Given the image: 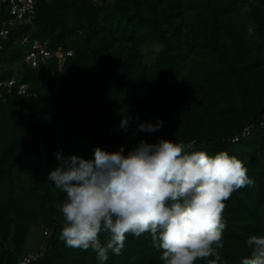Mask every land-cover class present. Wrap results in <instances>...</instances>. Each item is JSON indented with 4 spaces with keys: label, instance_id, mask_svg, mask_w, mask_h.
<instances>
[{
    "label": "trees",
    "instance_id": "trees-1",
    "mask_svg": "<svg viewBox=\"0 0 264 264\" xmlns=\"http://www.w3.org/2000/svg\"><path fill=\"white\" fill-rule=\"evenodd\" d=\"M5 20L0 17V28ZM27 35L73 56L61 68L51 61L32 69L24 63L26 47L14 43ZM2 45L0 77L15 78L38 97L0 89L3 240L12 224L17 230L16 249L2 244L0 264L18 263L27 223L36 219L53 228V237L31 264H98L91 249L68 248L59 238L63 225L52 218L58 209L42 175L44 161L57 167L58 151L88 159L97 146L109 152L123 146L126 153L141 140L160 138L195 142V150L210 155L227 151L244 162L254 185L225 201L219 264H240L250 255L246 239L264 232V0H39L33 25L12 30ZM145 46L162 47L153 66L144 62ZM15 63L21 67L8 66ZM125 119L127 131L120 127ZM160 120L156 132L138 130ZM21 163L31 186L16 197L17 209L13 178ZM161 254L146 234L129 233L122 253L110 254L106 264H163Z\"/></svg>",
    "mask_w": 264,
    "mask_h": 264
},
{
    "label": "clouds",
    "instance_id": "clouds-1",
    "mask_svg": "<svg viewBox=\"0 0 264 264\" xmlns=\"http://www.w3.org/2000/svg\"><path fill=\"white\" fill-rule=\"evenodd\" d=\"M20 40L14 43L27 53L29 45ZM127 125L125 119L120 127L127 131ZM162 126V120L147 122L138 130L156 132ZM194 143L141 140L126 153L123 146L113 152L97 146L91 159L55 153L58 166L47 182L66 194L58 205L64 217L59 238L68 248L91 249L98 264H106L110 254L120 255L129 233L150 237L152 247L162 250L163 264H196L209 257L207 264H219L225 201L254 180L237 156L227 151L210 155L195 150ZM245 244L250 255L240 264H264V232L250 235Z\"/></svg>",
    "mask_w": 264,
    "mask_h": 264
},
{
    "label": "built area",
    "instance_id": "built-area-1",
    "mask_svg": "<svg viewBox=\"0 0 264 264\" xmlns=\"http://www.w3.org/2000/svg\"><path fill=\"white\" fill-rule=\"evenodd\" d=\"M39 0H0V17L7 16L4 27L0 30V50L4 47L2 42L10 39L11 31L20 26H31L36 18V8ZM22 45H29V50L25 55L24 62L31 68H38L41 64L47 63L50 60L56 61L61 68L66 60L73 55L72 52H67L63 48L57 50L51 49L45 42H31L26 36L20 40ZM0 89L2 95L12 93L15 89L18 94L26 98H37V94L30 92L27 85H18L15 78L3 80L0 77ZM249 130H244L246 136ZM238 138L235 139V141ZM40 258L38 253H31L21 257L17 264H31Z\"/></svg>",
    "mask_w": 264,
    "mask_h": 264
},
{
    "label": "rangeland",
    "instance_id": "rangeland-1",
    "mask_svg": "<svg viewBox=\"0 0 264 264\" xmlns=\"http://www.w3.org/2000/svg\"><path fill=\"white\" fill-rule=\"evenodd\" d=\"M161 50H162V47H159V46H153V47L145 46V47H143L141 52L145 56L144 62H146L149 66H153L156 63L158 55L161 52ZM8 66H12L14 69L21 67V65H19L18 63L11 64ZM177 83H181V79ZM178 102H177V105L174 107L176 114H175V112L173 114L174 119L176 120L175 121L176 124H178V122H179V119H177L178 118L177 116H179L178 115L179 114L178 113ZM47 105H48V103H42L43 107H45ZM77 138L81 139L80 134H77ZM45 156H47V154ZM261 156L264 158V150L261 151ZM88 159H91V158L88 156ZM55 168L56 167L54 165H52L51 163H49V161L47 159H45L44 164L42 166L43 177H45L47 179L49 172L51 170H54ZM13 182H14L15 188H16V193H15L14 198H13L15 201L14 204H15V207L17 209H21V205H19L20 204L19 203L20 197H19L18 201H17L16 197L25 195L31 186L30 176H29L26 168L22 166V163L18 164L16 166ZM49 184H50V189L52 190V194L56 198V200L54 201V204H55L56 208L58 209V205L64 201L66 194H64V193L60 192L58 189H56L54 184H51V183H49ZM25 201H26V199H25ZM0 205H1V202H0ZM52 218L56 219L60 225L64 224V217L59 212V209H58L57 214H52ZM36 220H37L36 222L31 220L29 223H27V226L29 229H28V233H27V237L25 239V242L20 247L21 250H20L19 254L21 257H22V255L24 256V255L31 254V253H44V252H46V250L49 247V243L52 240L53 228L50 225H48V223L45 222V220H43V219H36ZM2 232H4V231L0 228V255H1V252L3 250V246H5V245H7L10 250L16 249V243H15V235H16L15 233H17L16 226L14 224L11 225L9 235L5 240H3ZM46 232H48L49 234L47 235ZM2 244H3V246H2Z\"/></svg>",
    "mask_w": 264,
    "mask_h": 264
}]
</instances>
